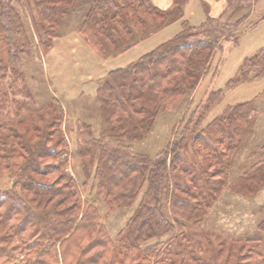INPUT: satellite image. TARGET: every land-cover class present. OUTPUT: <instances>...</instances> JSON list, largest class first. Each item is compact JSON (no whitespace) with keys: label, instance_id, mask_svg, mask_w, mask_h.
I'll use <instances>...</instances> for the list:
<instances>
[{"label":"trees","instance_id":"obj_1","mask_svg":"<svg viewBox=\"0 0 264 264\" xmlns=\"http://www.w3.org/2000/svg\"><path fill=\"white\" fill-rule=\"evenodd\" d=\"M187 1L162 8L151 0H0L7 46L0 58V173L12 179L0 188V264H264L262 238H232L212 250L205 236V258L201 243L189 242L190 230L205 221L228 183H244L248 193L264 186V127L258 128L264 91L204 123L227 89L264 78V46L243 60L225 88L208 93L191 127L154 155L135 147L162 112L178 110L191 96L222 42L240 37L257 0H225L215 16L210 1L201 0L205 18L198 24L184 17ZM77 7L83 8L78 33L105 58L172 22L182 26L97 80L100 135L78 121L75 174L63 110L50 102L47 118L20 115L37 108L27 58L40 60L48 52ZM248 147L249 162L230 180L234 155ZM90 187L106 213L126 215L115 237L97 202L85 198Z\"/></svg>","mask_w":264,"mask_h":264},{"label":"rangeland","instance_id":"obj_2","mask_svg":"<svg viewBox=\"0 0 264 264\" xmlns=\"http://www.w3.org/2000/svg\"><path fill=\"white\" fill-rule=\"evenodd\" d=\"M157 1L159 5L164 4L161 5L162 7L167 6V3H162V0ZM210 1V14L213 16L219 15L226 4L225 0ZM82 12L83 8L77 7L75 12L72 11L65 17L58 27L52 46L47 53H42L40 60L38 58H27L26 70L29 78L28 81L37 97V108L34 111L26 110L28 113L20 115L21 117H34L44 114V118H47V113L51 110L48 107L51 104L50 102L63 110V116L68 120L67 123L70 126V131H64L66 132L65 135L68 138L71 151L69 153L71 163L69 167L73 163L77 164L78 161V156L75 153L80 142L76 130L78 121L89 122L92 125L93 133L96 136L100 135V107L96 97V90H91L90 82L86 84L83 82L87 80L88 75L93 76L92 72L94 70L97 69L99 74V70L102 68L101 59L111 58H105L95 50H92L78 33L79 15ZM177 21L181 25V20ZM189 21L191 22V20ZM27 24L30 27L29 21H27ZM241 30L240 37L238 36L236 39L233 37L222 42L221 46L214 53L209 72L205 74L191 96L182 103L179 109L162 112L159 115L149 136L143 141L136 142L135 147L137 151L154 155L165 147L169 137L173 138L174 135L176 136V132L179 133L182 129L184 130V127L188 124L191 127L192 123L197 121L196 115L206 101L208 93L225 88L226 83L238 73L243 60L264 46V0L256 1L251 15L241 25ZM151 41V39L146 41L133 51H140L141 53L149 50L151 48V45L149 46ZM81 45L86 48L89 47L88 49L91 52L94 51L98 57L95 56L89 59L85 53L88 49L82 50ZM94 52L92 53L94 54ZM6 56L7 46L0 31V58H6ZM74 61L78 62V64L69 68ZM98 79L95 80L97 86ZM263 91L264 78L255 82L239 83L233 88L227 89L223 99L207 113L204 123L211 121L215 116L222 113L228 105L245 100H253L258 96V93H262ZM53 97L57 101H53ZM259 98L262 97L259 96L258 100L254 101V103L259 101ZM13 119L17 120L20 118ZM263 127L264 114L261 115L260 111V118H258L259 132L263 130ZM263 136L264 132L261 133V138ZM188 151L190 152V149ZM238 151L234 155V164L232 166L234 170L230 180L236 178L235 176L241 172V168L244 167L245 162H249L250 160H246L247 153L250 152L249 147L240 148ZM241 151L242 153L239 155ZM199 163L201 162L199 161ZM69 170L77 174L72 167ZM76 176L78 177V175ZM78 179L80 180V178ZM11 185L12 179L6 174L0 173V188H9ZM243 185L244 183H228L222 195L215 202L214 208L208 213L205 221L200 226L192 227L190 230L193 232V235L189 237V242L197 244L199 241L201 243V247L203 248L201 249V255L204 258L207 256V249L204 245L205 236L211 239L212 250L219 249L222 243L228 244L232 238H249L253 236L264 239V186L257 191L248 193L242 189L241 186ZM84 196L91 201L97 202L104 212L106 224L115 237L118 229L124 224L126 215H119V211L106 213L108 211L107 207L91 187L84 191ZM259 244L258 249L263 251L264 242L262 241Z\"/></svg>","mask_w":264,"mask_h":264},{"label":"crops","instance_id":"obj_3","mask_svg":"<svg viewBox=\"0 0 264 264\" xmlns=\"http://www.w3.org/2000/svg\"><path fill=\"white\" fill-rule=\"evenodd\" d=\"M152 1L153 2L156 1L155 4L159 3L157 0H152ZM164 2L167 3L166 7H168L172 3V0H162V3H164ZM213 3H215V2H213ZM217 3L219 4V2H217ZM157 5H159V4H157ZM161 5H164V4H161ZM161 5H159V6L162 7ZM166 7H162V8H166ZM184 17L191 20V22L194 24L200 23L205 18V12H204L201 0H188L186 5H185V16ZM181 26H182V23L180 25V22L178 23V21L172 22L171 24L164 26L163 28H161L157 32L148 36L144 40L136 43L132 47L123 51L122 53H120L116 56H113L109 59H101L100 58L102 60L101 61L102 62V68H100L99 74L97 72V69L94 70V72H92L93 76L88 75L87 80H85L83 83L86 84V83L90 82L91 90H96V86H97L96 81H95L96 79L107 74L112 69L127 65L128 63H130L133 60L140 57L142 54H144L147 51L155 48L156 46H158L162 42L166 41L167 39H169L173 35H175L180 30ZM150 39L152 41H151V43H149V46L151 45V48L149 50H147L145 52H141V53H140V51H133V50H135L136 47L140 46L141 44H144L146 41H148ZM88 48L82 46V50H84V51L87 50ZM92 52H94V51H92ZM92 52L89 49L87 51H85V53L88 55L89 59L91 57L97 56L95 52H94V54ZM131 52H133V53H131ZM135 55H138V56H135ZM96 62H99V61H96ZM77 64H78V62L74 61L69 68H72L73 66H76ZM84 84H83V86H84Z\"/></svg>","mask_w":264,"mask_h":264}]
</instances>
